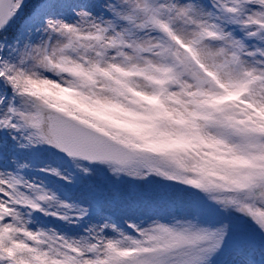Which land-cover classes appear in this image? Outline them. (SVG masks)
Listing matches in <instances>:
<instances>
[{"label":"snow or ice","instance_id":"6c2138e0","mask_svg":"<svg viewBox=\"0 0 264 264\" xmlns=\"http://www.w3.org/2000/svg\"><path fill=\"white\" fill-rule=\"evenodd\" d=\"M0 264H264V0H0Z\"/></svg>","mask_w":264,"mask_h":264}]
</instances>
